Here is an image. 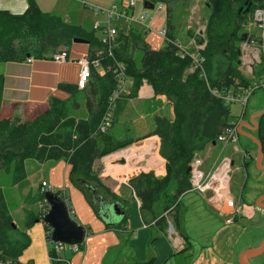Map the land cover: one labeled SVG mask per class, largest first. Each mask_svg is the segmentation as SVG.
I'll return each mask as SVG.
<instances>
[{
  "label": "crops",
  "instance_id": "1",
  "mask_svg": "<svg viewBox=\"0 0 264 264\" xmlns=\"http://www.w3.org/2000/svg\"><path fill=\"white\" fill-rule=\"evenodd\" d=\"M74 1L34 0L41 11L61 14L64 20L93 33L91 22L87 18L94 17L93 13L89 9L77 10V2L80 0H76V3ZM26 2V0H0V10L21 13L26 8ZM159 5L162 6L161 3ZM118 10L122 11L125 18L140 12L136 7L123 6ZM77 12L80 16H85L76 21ZM99 18L102 19V16ZM165 19L153 29L157 30L165 25ZM147 20L152 28L151 17ZM84 23L90 24V30L84 27ZM116 23L123 26V31L126 29V31L139 32L144 40L140 25L126 19H119ZM170 23L173 25L171 21ZM172 32L173 39L185 50H188L185 48L186 45L194 43L192 37L186 36L185 33L181 35L184 43L182 41L180 43L181 37L177 32L173 30ZM182 32L183 29L179 34ZM100 34L94 35L100 37ZM87 47L88 42H72L67 51L68 59L63 61L31 56L20 61H0V118L16 115L19 118L33 119L48 107L50 98L67 99L69 93L57 88V85H76L79 72L77 59L86 55ZM255 50L256 46L240 44V59L236 62L241 66L238 65L237 68L240 70L242 68L239 71L247 79V84L253 78L264 75V50L260 49L258 60L254 58ZM243 69L246 71L244 72ZM187 71H191L190 66ZM96 73L101 75L103 72L96 71ZM87 83L81 88L75 86L76 90L85 89ZM153 96L152 87L143 79L134 96L125 100L117 121L122 119L124 112L130 107L135 109H130L132 114L134 113V117H129L132 124L143 118V113L135 108L138 105L134 97L141 100ZM156 97L164 102L166 111L154 114L169 116L171 107L165 96L156 94ZM243 107V111L236 119H232L230 115L227 117V122L236 128L237 140L225 144L216 140L210 141L191 155L189 163L193 159L198 161V170L202 174V180L205 181L221 163L225 162L228 165L227 171L226 164L219 169L225 170L224 179L217 178L220 173L218 171L211 180L214 186L206 188L212 193L210 197H205L204 191L193 188L190 182H188L189 188L174 196L176 181L170 180L164 188L155 193L150 208L143 209L139 197L129 186L127 179L138 172L149 171L154 177L161 178L165 173L164 163L157 165L155 169H149L153 166L151 162L145 165L130 164L125 155L111 156L115 150L94 160L92 167L98 169L99 182L88 181L97 185L98 193L105 199L117 201L120 206L122 213L118 215L119 217L111 216L109 220H104L96 212V207L91 202L80 177L73 176L70 172V164L62 158L43 161L31 157L25 158L23 160L25 176L14 184L9 183L8 176L0 169V188L6 203H11L7 206L12 222L19 229L24 230L29 239L27 246L17 257L19 264H50L51 260L56 264H128L131 261L147 260H151L152 264H241L238 255L245 249L258 247L264 240V113L255 116L264 110V88L253 90ZM78 111L81 115L75 113ZM69 114L76 118L87 117V111L81 101ZM152 116L149 131L142 135L134 133L137 139L146 137L145 135L151 131ZM112 125L113 122L108 128L109 131ZM154 141L156 146L153 154L159 144L156 139ZM144 142L143 145H138L140 146L138 148L133 147L134 152L137 153V150L142 149L147 153L148 145H144ZM228 143L231 145L225 152ZM151 149L148 150L149 153ZM110 156L114 157L113 159H122L123 162L109 163L106 162L107 160H102ZM120 157L126 158V164L122 165L124 159ZM30 159L37 164L33 167L34 177L36 174H43L35 184L23 183L27 175L26 163ZM133 167H141L149 171L124 173L132 170L130 168ZM41 181H45L50 186V191L56 193L65 202L68 215L85 228L84 238L79 243L77 251L63 246L57 253L53 252L52 245L44 233L47 225L40 219V211L47 209L43 193H40L41 199L34 202L25 201L26 197L39 194ZM12 197L17 199L16 206ZM172 199V204H169ZM15 207H19L20 210L18 218L13 216V211H17L14 210ZM24 209L33 210L38 216L29 227L23 226ZM108 221H117V223L107 224ZM168 223L171 225V232L168 231ZM51 252L52 256H50ZM246 261L250 264H264V247L257 253L246 256Z\"/></svg>",
  "mask_w": 264,
  "mask_h": 264
},
{
  "label": "trees",
  "instance_id": "2",
  "mask_svg": "<svg viewBox=\"0 0 264 264\" xmlns=\"http://www.w3.org/2000/svg\"><path fill=\"white\" fill-rule=\"evenodd\" d=\"M26 1V8L21 13L0 10V61L24 60L26 54L34 58H51L58 51L67 53L72 39L77 37L87 40V57H95L103 73L98 75L91 67L87 79L90 80L80 91L76 90V85L58 84L57 88L68 92L69 97L64 100L50 98L48 107L33 119L16 115L0 118V169L8 176L9 183L14 184L24 178L23 160L28 157L38 161L62 158L70 164L73 176L99 182L98 169L92 167L94 160L130 143L129 140L116 139L108 130L110 126L103 132L98 129V123L107 110V99L115 86L113 72L116 63H120L131 80V91L113 100L110 125L116 121L125 100L134 94L143 79L150 84L154 94H163L171 107L169 116H152V129L145 135L158 138L156 156L161 162L164 160V175L156 178L151 171L138 172L130 176L127 183L139 197L143 209L150 208L155 193L170 180L176 181L174 196L189 188L188 173L185 172L187 165L183 163L190 160L194 151L214 141L224 128L232 125L227 122L228 107L212 91L236 90L247 84V79L237 68L238 47L227 44L234 38L238 21L244 14L243 8L250 3L248 9L252 12L262 6L264 0H204L209 9L204 27L205 45L202 49L193 48L192 53L203 58L201 66L205 79L197 74L196 69L183 74L191 66V59L187 55L180 56L178 48L169 41L153 49L139 32L124 28L125 33L123 26L115 23L117 44L107 47L91 31L66 23L54 13L42 12L34 0ZM149 1L165 6L167 35L173 39L170 6L176 1L186 0ZM229 25L233 28L230 29ZM244 32L239 33L241 41ZM136 50L140 52L138 63L134 60ZM80 101L87 111L86 118L69 114ZM138 170L141 169L134 168L124 173ZM41 198L42 195L36 193L26 197L25 201L34 202ZM23 212V226L29 227L38 218L37 213L30 209ZM13 224L0 188V262L4 264H19L17 257L29 242L25 231ZM50 264L56 262L51 260ZM128 264L152 263L147 260Z\"/></svg>",
  "mask_w": 264,
  "mask_h": 264
},
{
  "label": "rangeland",
  "instance_id": "3",
  "mask_svg": "<svg viewBox=\"0 0 264 264\" xmlns=\"http://www.w3.org/2000/svg\"><path fill=\"white\" fill-rule=\"evenodd\" d=\"M75 1H74V3H76ZM77 3H78L77 4L78 5L77 10L88 9L85 6H82L83 3L95 5L98 8H102L105 10H111L114 8L117 11L119 8L120 9L123 8V6H122L123 0H80ZM69 4L74 5L73 3H69ZM135 7L137 8V11L147 13L146 19L148 17H151V19H152V28H150L147 31L141 28V32H142V35H143L145 42L152 48L162 47L164 42L161 39V37L159 38V36L155 34V30L153 28H157L160 21L164 22V19L166 17L165 16V14H166L165 6L162 5L161 7H159V3L155 2L152 9H146V8L142 7V0H135L134 8ZM247 10H249V9H247ZM42 12H44V11L42 10ZM208 12H209V9H208L206 3L204 2V0L176 1L170 6V18H171L170 21L173 23L172 30L177 32L179 37H181V39L179 38L180 43L182 40H184V38L181 36L184 33L186 36L187 35L191 36L192 40L194 41V43H191V45L182 44V45H186L185 48L189 49L188 51L192 52L194 44H199V45L202 44V48H204V45H205L204 27H205V21H206V17L208 15ZM246 12H244V14L242 13L243 15L240 17L241 20L238 21L237 29L235 30L234 38L229 41V44H227V46L232 45L233 48L238 47L240 49V44L243 43V40L242 41L239 40L238 36H239V33L241 31H245V32L247 31V33L254 34V35L258 34V29L255 27H252V24H251V13L252 12H250V10L247 13ZM54 14L59 15L57 13H54ZM59 16H60L61 20L65 21L66 23L72 24L70 21L68 22V21L64 20V18L61 16V14ZM82 16L84 17L85 15L80 16V13L77 12L76 21L79 18H81ZM93 16L94 17H92V16L87 17V18H89L91 23L96 21V20L100 21V23H101L104 19L103 14H98L97 17L95 15H93ZM100 16H102V19L99 18ZM84 27L89 29L90 24L84 23ZM228 27L230 29L233 28L232 25H229ZM181 29H183V32H182V34L181 33L179 34V31ZM252 29L255 31V33H254V31H252ZM101 32H102L101 30H96L93 33L95 35H98V33L100 34ZM117 34H118V30H117L115 39L117 38ZM197 37H199V40L197 39ZM182 43H184V42L182 41ZM114 44H117L116 41H114ZM134 55H135L134 60L136 63H138V58L140 56V52L138 50H136ZM239 57H240V51L238 53L237 60L240 59ZM238 65H240V63L237 64V66ZM238 70H240V69H238ZM241 70H242V68H241ZM243 71L245 72L246 70L243 69ZM186 72H188L187 68L183 71V74H186ZM128 89L131 91L130 87ZM130 91H128V92H130ZM133 96H134V94L131 95L130 97H133ZM134 99L136 100V104L138 105L135 108L138 111L140 110V113H143L144 117L137 120L136 122H133L134 124H132L129 117H134V113L132 114V111L130 110V109H134V108L130 107V109L127 108L128 110L126 112H124L122 119H120L118 121L116 119V121L112 125L113 127L110 129V132L114 136L115 135L119 136V137L115 136V137H117L116 139L125 140V141L129 140L130 143L128 145L120 148V149H117L114 152V154L112 153L111 156L119 157L118 156L119 154L125 155L127 157V162L130 164H143V165H145L146 163L151 162V164L153 166H157L161 163H164V161L161 162L160 160H158V158L156 156L157 147H156L155 154L152 153V152H154V147H155V141L153 140V138H155L157 140V144H158V138H156L155 135H148L146 137L137 139V136H135L134 133L137 135L138 134L142 135V134H144V132L146 133L147 131H149V129L151 127V123H150L151 122L150 121L151 116L154 115V113H156V112L163 113L166 111V109L163 105L164 102L161 101L158 97H156V94H154V96L151 97L150 99L138 100L136 97H134ZM224 104L228 107L229 115L232 119H236L238 117V115L244 109V107L238 102L224 101ZM75 113L81 115L80 111L75 112ZM131 124L133 125V127ZM148 139H150V140L152 139L151 142ZM143 142H144V145H148L146 148L147 153L143 152L144 150H142V149L137 150L138 154L136 152H134V148L140 147L138 145L142 144ZM151 144H152V149H151ZM230 145H231V143H228L227 147L225 148V152L227 151V149ZM149 149H151V153L148 152ZM121 150H123L124 152ZM126 150H128V151L125 152ZM150 154H152V156H150ZM111 156L107 159L105 158L102 160H104V161L107 160L106 162H109V163H114V162L122 163L123 162L122 159H118V158L113 159L114 157H111ZM111 158L113 160H111ZM120 158L124 159V163L122 165L126 164V158H124V157H120ZM189 161L190 160H188V162L185 161L183 164L188 165ZM34 165H37V164L35 162H33V159L28 160V162L26 163L27 175H26V180L23 183L28 182L29 184H35V182L39 181L43 177L42 173L36 174V176L34 177V175H33ZM134 168H139V169L143 170L140 167H133L130 169H134ZM155 168H157V167H150L149 169H155ZM149 169H148V171H149ZM12 198L15 199V205L14 206H16L17 199L15 197H12ZM7 204H11V203L8 202ZM43 208H45V207H43ZM46 208H47V206H46ZM14 210H17V211H13V216H14V218H18L20 216L19 207H15ZM44 210H46V209H42V211H40V214L43 213Z\"/></svg>",
  "mask_w": 264,
  "mask_h": 264
},
{
  "label": "built area",
  "instance_id": "4",
  "mask_svg": "<svg viewBox=\"0 0 264 264\" xmlns=\"http://www.w3.org/2000/svg\"><path fill=\"white\" fill-rule=\"evenodd\" d=\"M85 7H87L93 15L97 16L98 14H103V21L100 23V21L96 20L91 23V30H101V34L99 37V40L105 44L107 47H110L111 45H114L115 36L117 33V28L115 26V23L119 19H126L127 21L135 22L136 24L140 25L144 30H149L150 25L149 21L145 20L147 17L146 12H138L137 14H131L128 17H124L121 10H115L114 8L111 10H105L102 8H98L95 5L83 3ZM135 5V0H123V6L124 8H133ZM154 5V4H153ZM160 7V5H159ZM251 24L252 27H255L258 29V34L255 37L254 34L247 33L248 36H245L243 40L244 45L248 46H256L255 60H258V54L261 50H264V1L262 3V6L257 7L252 10L251 13ZM156 35L161 37L164 42L169 41L172 44H174L178 48V52L180 56L187 55L191 59V66L190 69H196L197 74L205 79V72L203 67L201 66L203 58L201 56H197L195 53L188 52L184 49V47L181 46V44L177 43L174 39H170L167 35V27L166 25L161 26L159 29L155 30ZM254 35V36H253ZM202 44H196L195 49H201ZM261 49V50H260ZM51 59L54 61H63L68 59V55L65 51H58L52 54ZM79 63V72H78V78L76 80V86L78 88H81L85 85L88 77L90 76V70L91 67L94 68L96 71L103 72V68L99 65L97 59L95 57L88 58L87 54L83 55L82 57L77 59ZM114 89L110 93L108 99H107V110L102 116L100 122L98 123V129L99 131L103 132L110 126V115L113 108V100L129 94L128 91H130L128 88L131 86V80L130 78L123 72L122 65L120 63H116V68L114 69ZM257 88H264V75L260 78H253L247 85L237 87L236 90L228 89L227 91L218 92L216 90H213L212 92L220 97L223 101L228 102H238L242 106H244L246 99L249 97V95L253 92V90ZM215 140L225 144L229 141H235L237 140V133L236 128L232 124L231 126H228L224 128L216 137ZM226 163L223 162L218 167V169L222 166H224ZM198 161L193 159L189 164V171L188 173V179L190 182V185H192L193 188L197 189L198 191L203 192L206 188L209 186H213L211 182V178L215 175L217 172V168L214 169V171L209 175L208 179L202 180V174L198 170ZM226 171L228 169V165H225ZM45 190H51L50 186L47 185L45 181H41L39 184V193H43ZM46 203V202H45ZM45 211V210H44ZM43 213L40 214V217ZM168 231L171 232V225L170 223L167 224ZM45 237L46 239L51 243L52 249L54 253H57L58 250L66 246L70 248L73 251H77L79 249L78 243H63V242H54L50 240V228L47 226L45 231Z\"/></svg>",
  "mask_w": 264,
  "mask_h": 264
},
{
  "label": "water",
  "instance_id": "5",
  "mask_svg": "<svg viewBox=\"0 0 264 264\" xmlns=\"http://www.w3.org/2000/svg\"><path fill=\"white\" fill-rule=\"evenodd\" d=\"M249 4L250 3L243 8L242 12L247 11ZM142 7L152 9L153 3L149 0H142ZM245 34V32L242 34V39L245 38ZM72 42H87V40L76 37L72 39ZM239 51L240 49L238 48L236 52L239 53ZM26 56H28V54H26ZM262 113H264V110L258 112L255 116L261 115ZM188 171L189 166L187 165L185 172L187 173ZM81 182L89 194L91 202L95 205L96 212L99 216L104 220H109L111 216L119 217L121 215L122 211L117 201H109L105 199L100 193H98V187L96 184L83 179H81ZM204 196H212L211 191L209 189L204 190ZM43 199L46 202L47 209L43 212L40 219L50 228V240L68 244L81 243L84 238L85 228L82 225L77 224L68 215L65 202L56 193L51 192L50 190H45L43 192ZM111 223H117V221L107 222V224ZM263 247L264 240L258 247L245 249L238 255L239 262L241 264H250L246 261V256L257 253ZM0 264L4 263L0 262Z\"/></svg>",
  "mask_w": 264,
  "mask_h": 264
},
{
  "label": "bare ground",
  "instance_id": "6",
  "mask_svg": "<svg viewBox=\"0 0 264 264\" xmlns=\"http://www.w3.org/2000/svg\"><path fill=\"white\" fill-rule=\"evenodd\" d=\"M128 149H129V148H128ZM122 151H123V150H122ZM127 151H128V150H126L125 152H127ZM123 152H124V151H123ZM128 153H129V152H128ZM128 153H127V154H128ZM121 154H122V153H121ZM222 167H223V166H222ZM220 168H221V167H220ZM220 168H219V169H220ZM219 169L217 170V172L220 171V173L217 175V178H218V179H224V171H225V170H219ZM217 172H216V173H217ZM216 173H215V174H216ZM214 176H215V175H214ZM214 176H213V177H214ZM213 177H212V178H213ZM212 178H211V179H212ZM220 184H221V183H220ZM215 189H216V188H215ZM222 189H223V188H222ZM218 191H219V189H218ZM78 244H79V243H78Z\"/></svg>",
  "mask_w": 264,
  "mask_h": 264
}]
</instances>
